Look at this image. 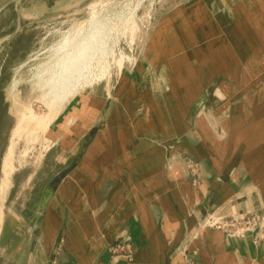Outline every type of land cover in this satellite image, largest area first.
I'll use <instances>...</instances> for the list:
<instances>
[{
  "label": "crops",
  "instance_id": "crops-1",
  "mask_svg": "<svg viewBox=\"0 0 264 264\" xmlns=\"http://www.w3.org/2000/svg\"><path fill=\"white\" fill-rule=\"evenodd\" d=\"M181 1L165 19L166 40L150 51L162 61L145 63L140 78L128 81L130 93L72 101V126L82 123L61 169L96 131L47 203L44 189L57 172L28 213L6 216L5 264H182L184 254L201 264H264V243L228 239L203 225L209 214H264V117L252 131H234V115L224 111L238 71L264 57V0ZM148 69L160 77L148 80ZM256 91L264 101V81ZM243 93L248 101V87ZM202 111L227 119L219 127ZM124 235L132 240V263L107 254ZM6 247L16 248L10 254Z\"/></svg>",
  "mask_w": 264,
  "mask_h": 264
},
{
  "label": "rangeland",
  "instance_id": "rangeland-1",
  "mask_svg": "<svg viewBox=\"0 0 264 264\" xmlns=\"http://www.w3.org/2000/svg\"><path fill=\"white\" fill-rule=\"evenodd\" d=\"M239 1L235 0V3ZM177 3L178 0H16L0 11V186L3 179V161L22 113L32 108L39 115L46 114L43 106L35 102L39 95L31 87L30 81L35 66L46 59L48 51L58 44L64 35L71 34L92 16L97 22L104 24L105 36L101 49L95 53L90 67L92 75L84 90L78 92L73 100L82 98V95L90 102L112 100L117 94L126 91L130 93L128 81L130 78H140L141 67L145 63L149 62L150 66H155L152 63L162 61L161 55L151 54L150 51L155 48L159 50L162 42L166 40L162 39L160 32L170 24L165 22V19L177 13ZM218 13L222 17L228 15L226 9L219 10ZM51 18L57 19L52 23L21 31L10 38L11 34L21 30L28 23ZM221 52L225 53L222 56L225 58L226 52ZM252 59L256 67L249 70L241 67L233 80L234 83L229 84V94L235 97L234 100L230 99L231 103L225 105L227 110L224 111L233 113L234 131L246 128L252 131L261 125L264 117V101L257 100L256 91L258 83L264 81V57L261 54ZM148 70V80L151 76V79L160 77L154 74V71ZM247 87L250 96L249 100L245 101L242 96ZM73 100L64 105L53 121L47 138L39 133L34 142L28 138L16 142L14 171L9 176L3 202L0 200L2 247V241L8 240L4 225L6 216L18 217L22 212L28 213L40 194L44 180L60 171V160L70 155L71 150L75 152L77 149L76 138L80 135L78 130L81 128L77 126L82 120L75 123V127L72 126L76 117L75 108L72 111L70 107ZM204 112L207 118L217 121L219 127L220 122L226 118L217 119L208 111ZM70 127L76 132L71 134ZM235 134L234 132L233 135ZM53 141L57 142L50 145ZM74 147L76 148L73 150ZM20 158H23L21 164L18 163ZM15 248L7 250L12 254ZM0 264H5L1 257Z\"/></svg>",
  "mask_w": 264,
  "mask_h": 264
},
{
  "label": "bare ground",
  "instance_id": "bare-ground-1",
  "mask_svg": "<svg viewBox=\"0 0 264 264\" xmlns=\"http://www.w3.org/2000/svg\"><path fill=\"white\" fill-rule=\"evenodd\" d=\"M84 24L77 25L71 34L62 36V40L48 51L46 59L34 68L30 85L39 95L35 102L43 106L46 114L39 115L32 108L22 113L3 161L1 202L7 192L9 176L14 171L16 142L22 138L34 142L39 133L47 138L53 121L61 113L64 105L73 100L78 92L84 90L87 80L92 75L91 63L95 53L101 49L105 25L97 22L93 16ZM23 158L19 159V164L23 162Z\"/></svg>",
  "mask_w": 264,
  "mask_h": 264
},
{
  "label": "built area",
  "instance_id": "built-area-1",
  "mask_svg": "<svg viewBox=\"0 0 264 264\" xmlns=\"http://www.w3.org/2000/svg\"><path fill=\"white\" fill-rule=\"evenodd\" d=\"M197 165L188 160L187 169L195 175ZM204 227L222 232L228 239H244L250 237L254 244L264 243V214L259 212L215 215L209 214L203 223ZM111 261H133L132 240L129 236H121L114 244L107 247ZM182 264H201L187 254L182 255Z\"/></svg>",
  "mask_w": 264,
  "mask_h": 264
},
{
  "label": "water",
  "instance_id": "water-1",
  "mask_svg": "<svg viewBox=\"0 0 264 264\" xmlns=\"http://www.w3.org/2000/svg\"><path fill=\"white\" fill-rule=\"evenodd\" d=\"M16 0H0V11L8 7L11 3H13ZM57 18H51V19H45L42 21H36V22H31L22 27L21 30H16L13 34L10 35V38L15 37L18 35L21 31H25L31 28L43 26L49 23H52L56 20ZM96 129H92L89 134H87L81 143V147L78 150V152L75 154L73 157L72 161L70 164L61 169L59 172H57L54 177L50 180V182L47 184V186L44 189V195H43V201L42 203L45 204L47 201L51 198L55 190L58 188L60 183L63 181L64 177L71 172L78 164L79 160L81 159L85 148L89 144L90 139L92 138L93 134L95 133Z\"/></svg>",
  "mask_w": 264,
  "mask_h": 264
},
{
  "label": "flooded vegetation",
  "instance_id": "flooded-vegetation-1",
  "mask_svg": "<svg viewBox=\"0 0 264 264\" xmlns=\"http://www.w3.org/2000/svg\"><path fill=\"white\" fill-rule=\"evenodd\" d=\"M0 106H1V95H0ZM0 109H1V107H0ZM0 112H1V110H0Z\"/></svg>",
  "mask_w": 264,
  "mask_h": 264
}]
</instances>
